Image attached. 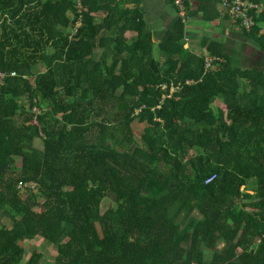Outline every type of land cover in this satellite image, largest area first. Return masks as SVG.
<instances>
[{
  "label": "trees",
  "instance_id": "trees-1",
  "mask_svg": "<svg viewBox=\"0 0 264 264\" xmlns=\"http://www.w3.org/2000/svg\"><path fill=\"white\" fill-rule=\"evenodd\" d=\"M216 1L184 0L186 17L208 20ZM253 18L254 67L204 39L206 67L186 22L156 42L139 0H0V214L13 221L0 264H43L39 250L25 260L38 236L51 264H264V13Z\"/></svg>",
  "mask_w": 264,
  "mask_h": 264
},
{
  "label": "crops",
  "instance_id": "crops-1",
  "mask_svg": "<svg viewBox=\"0 0 264 264\" xmlns=\"http://www.w3.org/2000/svg\"><path fill=\"white\" fill-rule=\"evenodd\" d=\"M188 1L190 8H197V0ZM139 3L144 10V18L148 27L153 32V37L157 39V42L162 30L168 28L177 19L178 13L168 0H139ZM206 6L208 8L204 9L203 16L206 19L208 18V20L202 19L200 17L201 13H198L196 18L191 16L187 17L184 32L185 48L191 49L195 54L203 56L204 59L208 57L212 58L206 55L203 40H216L218 49L220 48L226 54H229L230 57L239 61L242 58L247 59V57H253L244 51L242 54L237 55V50L241 48V45L246 44V49L250 50L254 48L256 51L257 57H254L257 61L261 55V52L257 49V45L253 40L245 36L242 27L237 26L236 23H233L227 18L219 1L207 4ZM262 31L264 32V29ZM243 36L248 39L241 40ZM154 55L155 57L156 55L159 57L158 53Z\"/></svg>",
  "mask_w": 264,
  "mask_h": 264
},
{
  "label": "built area",
  "instance_id": "built-area-1",
  "mask_svg": "<svg viewBox=\"0 0 264 264\" xmlns=\"http://www.w3.org/2000/svg\"><path fill=\"white\" fill-rule=\"evenodd\" d=\"M173 5L178 13V16L183 22L187 20L186 17V7L184 0H172ZM219 4L223 9L227 18L233 23L240 24L241 27L250 30L254 24V15H259L264 13V1H254V0H219ZM212 58H205V66L208 67ZM11 76H15V73H11ZM6 74L0 71V80H2ZM31 186L35 187V184H23L19 183L18 188H26Z\"/></svg>",
  "mask_w": 264,
  "mask_h": 264
},
{
  "label": "rangeland",
  "instance_id": "rangeland-1",
  "mask_svg": "<svg viewBox=\"0 0 264 264\" xmlns=\"http://www.w3.org/2000/svg\"><path fill=\"white\" fill-rule=\"evenodd\" d=\"M157 24V23H155ZM158 26V25H157ZM156 27V26H154ZM247 40L248 38H245V36H243V38L241 40ZM240 40V39H237ZM248 52L250 56H253L252 58H242L241 60L237 61V63L239 64V66L243 69H251L254 67L255 64V57L256 56V51L253 49H246V44H242L241 48L239 50H237V55L242 54V52ZM248 55V56H249ZM255 56V57H254ZM157 58V55H156ZM218 102L213 103V106H216ZM142 130V125H138L135 124L134 126V135L136 137V139H138V135L141 133ZM38 145H41L40 140L37 143ZM16 165H20V159L16 158ZM44 200L42 198L38 199V203L39 206L36 208L38 211L42 209L41 207V203ZM110 205V201L108 199H106L105 201L102 202L101 204V212L105 211L107 209V207ZM13 221H11L10 219L7 218V216L0 214V225L5 226V227H10L12 226ZM24 247H25V260L30 258V255L32 254V252L34 250H39L41 252L44 253V259H43V264H51L52 262H54L55 258H56V254H57V249L55 246H53L50 242L46 241L44 238L42 237H36L32 240H26L24 241Z\"/></svg>",
  "mask_w": 264,
  "mask_h": 264
}]
</instances>
